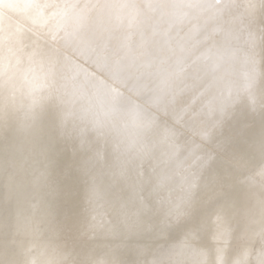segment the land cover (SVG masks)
Wrapping results in <instances>:
<instances>
[{
	"label": "snow or ice",
	"instance_id": "obj_1",
	"mask_svg": "<svg viewBox=\"0 0 264 264\" xmlns=\"http://www.w3.org/2000/svg\"><path fill=\"white\" fill-rule=\"evenodd\" d=\"M181 6L185 5H173ZM186 6L216 7L219 0L215 4ZM225 6L247 33L243 59L248 71L243 73L241 83H225L214 101L197 110L181 95L174 94V85L177 80L191 79L193 86H198L199 73L204 70L158 69L161 91L171 95L162 109L168 117L166 121L126 95L136 91V86L129 84L133 76L126 71L125 57L121 55L126 45L118 44L108 54L97 43V23L110 31L125 24L133 26L135 18L118 11L140 8L131 0L45 5L60 10L55 15L64 23L56 27L63 28L66 43L74 42L82 54L106 70L99 76L68 60L63 47L57 46L55 31L42 33L43 43L30 37H6L8 51L12 53L15 46L28 68L21 73L23 89L7 75V69L0 83V264H125L118 250L105 246L98 251L92 243L115 236L123 228L163 234L174 225L183 229L180 244L139 264H264V0H229ZM85 9L95 12L91 17L93 27L87 32L80 23ZM72 17L77 23L68 31ZM20 63L17 57L16 65ZM219 69V64L213 66L214 73ZM227 75L224 70L217 80L223 81ZM69 90L74 95L88 96L92 101L89 108H66ZM162 98L158 97L157 102ZM21 109L25 120L17 123L15 113ZM237 111L259 113L258 137L251 130L227 131ZM196 120L206 124L201 143L196 146V171L183 178L186 186L178 201L165 199L157 207L144 195L142 162L154 155L161 132L168 142L163 155L169 159L179 155L184 148L179 142L181 129ZM112 129L123 134L116 143L115 165L107 153L94 146L93 139L109 138ZM217 136L223 137V156L207 148ZM69 144L86 153L81 172L87 177L91 213L87 220L68 216L53 221L44 202L33 195L47 181V169L36 167L37 157L58 155ZM171 180L168 173H159L152 191H166ZM130 204L134 211L128 223ZM113 213L116 220L105 219ZM257 236L261 250L257 259L250 261L251 241ZM185 251L192 255L182 258Z\"/></svg>",
	"mask_w": 264,
	"mask_h": 264
},
{
	"label": "bare ground",
	"instance_id": "obj_2",
	"mask_svg": "<svg viewBox=\"0 0 264 264\" xmlns=\"http://www.w3.org/2000/svg\"><path fill=\"white\" fill-rule=\"evenodd\" d=\"M96 0H0V83L7 75L13 77L17 85L23 89L22 71L28 68L23 62L21 53L8 51V36H23L34 41L43 43L40 39L42 33L56 32L57 46L63 47L64 55L89 74L99 76L102 69L89 58L87 54H82L77 45L68 40L66 43L63 28L57 29V24L64 22L58 15L59 9L45 7V5L64 3H94ZM110 2H128V0H110ZM138 5V9L118 10L125 17H134L135 23L132 27L120 28L110 31L103 25L97 23L95 28L98 34V41L107 53L118 44L126 47L121 52L125 57L127 65L126 71L131 73L133 79L129 81L130 86L135 85L136 91L126 92L132 96L137 104L150 108L157 112L163 120L168 117L162 109L171 99V95H164L161 91V77L156 73L159 70L173 72L179 67H197L203 69L199 73L198 86H193L191 79L177 80L174 85V94L181 95L184 101L193 108L200 110L209 102L214 101L218 91L225 83H241V77L248 67L244 63L243 51L248 46L246 31L234 21L233 12L226 7L229 0H219L216 7H188L189 4H215L216 0H131ZM173 5H185L173 7ZM71 15V10H69ZM94 11L87 9L81 13L80 23L85 32L91 31ZM77 23L75 17L69 19L67 28L71 31ZM51 30V31H50ZM257 53L259 48L256 49ZM15 53V55L13 54ZM126 54V55H125ZM17 57L21 58V63L16 65ZM163 59V63H161ZM151 64L152 67H148ZM220 65L217 72H213V66ZM19 69V71H18ZM227 70L229 75L223 81H218L217 77ZM259 70V69H258ZM140 77V79H136ZM83 73H81V79ZM103 78V77H101ZM123 91V89H122ZM158 97H163L157 102ZM92 101L88 96L72 94L69 90L65 95L66 108L87 109ZM103 118L102 114H99ZM117 120L119 118H116ZM25 120L23 109L15 113L17 123ZM260 115L251 114L245 111H237L234 119L227 125V131L246 130L253 131L259 135ZM206 130V124L199 120L192 121L181 129L179 142L184 145L181 153L173 159L166 155L168 142L164 140V133L156 138L158 143L152 157L146 158L142 162L140 169L145 180L144 195L153 200L157 207H161L164 200L178 201L184 195L185 184L183 178L189 172H195L198 166L196 161V146L201 143V133ZM94 146L108 154L112 163H118L116 143L123 139V134L112 129L110 137L93 138ZM223 137L217 136L207 144L208 150L221 152ZM86 153L76 151L72 144L66 145L60 154H49L48 157H37V168L41 166L47 169V181L41 189L33 193L42 200L51 212L53 221L64 220L68 216L76 217L80 220H87L91 213V208L87 199L88 185L87 177L81 172V164ZM161 161H164L161 163ZM161 172L172 176L169 188L162 193L152 191L157 175ZM123 196V192H119ZM108 211H112L108 208ZM134 209L129 205L128 223H131ZM107 220H116V215L105 217ZM183 239V229L180 225L171 226L163 234L156 231L153 233H142L139 230L123 228L115 236L102 237L92 243L98 251L103 247L118 250L119 259L125 264H139L144 260H152L156 255L167 252L175 245H179ZM241 244L247 245L244 241ZM261 250L259 236L251 241L252 255L249 260L257 259ZM143 253V254H142ZM182 258L192 255L185 251Z\"/></svg>",
	"mask_w": 264,
	"mask_h": 264
}]
</instances>
